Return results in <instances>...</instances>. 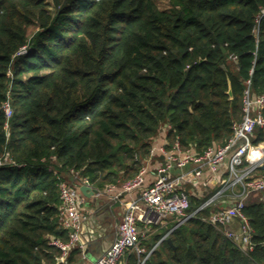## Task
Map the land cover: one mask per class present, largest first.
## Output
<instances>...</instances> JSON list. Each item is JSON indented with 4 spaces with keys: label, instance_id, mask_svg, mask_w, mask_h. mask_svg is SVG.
<instances>
[{
    "label": "trees",
    "instance_id": "16d2710c",
    "mask_svg": "<svg viewBox=\"0 0 264 264\" xmlns=\"http://www.w3.org/2000/svg\"><path fill=\"white\" fill-rule=\"evenodd\" d=\"M246 88L264 95V0H0V264H78L77 243L52 242L69 239L59 183L70 170L97 188L120 183L162 125L167 146L224 143ZM185 189L187 212L216 190ZM218 206L162 239L176 221L152 225L125 264L160 239L143 264H264V191L243 207L252 249L202 218Z\"/></svg>",
    "mask_w": 264,
    "mask_h": 264
},
{
    "label": "built area",
    "instance_id": "2783aa9c",
    "mask_svg": "<svg viewBox=\"0 0 264 264\" xmlns=\"http://www.w3.org/2000/svg\"><path fill=\"white\" fill-rule=\"evenodd\" d=\"M24 49L25 45L20 51ZM242 102V117L233 123L232 134L224 143H213L199 150L183 147L179 140L167 146L164 140L160 144H153L147 156V159L157 158L150 181L145 180L146 168L143 164L134 176L125 179L115 191L111 186L113 184L105 186V192H110L112 200L123 202L124 211L114 239L91 264H125L123 255L127 251H144L141 242L149 235L151 224L176 221L161 237L164 238L174 227L209 204L220 206L213 209L209 216L202 217L204 220L216 226L222 225L223 233L242 249L254 247L253 228L243 207L250 194L264 191V137H258L260 131L264 133V95H251L246 88ZM4 110L6 115L10 114L8 102H5ZM7 160L0 157V163ZM70 174L73 182L64 179L59 183V217L63 226L72 230L69 231L68 241L52 239L63 253L75 243L82 245L80 206L83 197L79 185L93 186L78 170L71 169ZM188 184L198 190L208 185L216 190L195 210L187 212L190 199L185 186ZM101 192L98 189L96 194ZM132 192L136 193L130 195ZM123 193L129 195L123 198ZM234 220L237 222L236 229L231 226ZM143 259L138 264H143Z\"/></svg>",
    "mask_w": 264,
    "mask_h": 264
},
{
    "label": "crops",
    "instance_id": "0c3cea01",
    "mask_svg": "<svg viewBox=\"0 0 264 264\" xmlns=\"http://www.w3.org/2000/svg\"><path fill=\"white\" fill-rule=\"evenodd\" d=\"M156 162V157H153L151 159L146 158L144 160L143 164L146 168V181H150L153 178V170ZM66 180L69 182H73L71 174L66 177ZM119 185V183L111 185L113 186V191L119 188ZM92 187L95 186L93 185ZM105 191H102L99 196L105 195L107 199L98 198L105 201L102 204H94L92 202L94 198L98 197V194H96L97 192L90 196H87L81 192L83 197V201L80 206L82 213V223H85L86 232H88L89 234V240L81 246L79 245L82 248V259L78 264H91L97 256L101 255L104 252L107 246L114 239L117 224L122 219L124 211L123 202L119 200H112L109 197L110 192ZM134 193L136 192H132L130 193V195H134ZM128 195V193H123V198L127 197ZM154 224L156 223L151 224V226ZM160 224L166 226L167 223L161 222ZM231 226L235 229L237 228L236 220L233 221ZM153 230L154 229L152 226V230L150 228V233Z\"/></svg>",
    "mask_w": 264,
    "mask_h": 264
},
{
    "label": "rangeland",
    "instance_id": "374dc122",
    "mask_svg": "<svg viewBox=\"0 0 264 264\" xmlns=\"http://www.w3.org/2000/svg\"><path fill=\"white\" fill-rule=\"evenodd\" d=\"M155 1L162 8H165V7H167L169 5V0H155ZM165 131H166V128L163 125L160 126V129H159L158 133L154 136V138L152 140V145L153 144H157V143L164 142V140H165ZM124 180L125 179L121 180V182L119 184H121ZM214 188L215 187H211L210 185L203 186V189H205V190H211V189H214ZM99 190L105 191V187L104 188H99ZM98 198H102V199L105 198V199H107V197H105V195H100V196L98 195V197L94 198L92 200V202L94 204H102L103 202H105L104 200L98 199ZM150 228L152 230V226Z\"/></svg>",
    "mask_w": 264,
    "mask_h": 264
},
{
    "label": "water",
    "instance_id": "95a60500",
    "mask_svg": "<svg viewBox=\"0 0 264 264\" xmlns=\"http://www.w3.org/2000/svg\"><path fill=\"white\" fill-rule=\"evenodd\" d=\"M228 93H231V89L229 88L228 89ZM262 166H264V164L262 165ZM79 189L81 190V192L83 193V194H85V195H87V196H90V195H92V194H94V193H96V192H98V188L97 187H91L90 185H88V184H84V183H82V184H80L79 185ZM68 230L69 231H71L72 229L71 228H68ZM162 239V238H161ZM160 239V240H161ZM167 239H168V241L169 242H171V238L170 237H167ZM89 240V234H88V232H86V226H85V223L83 222L82 223V226H81V230H80V241H81V243L82 244H84V243H86L87 241ZM159 240V241H160ZM158 241V242H159ZM158 242L154 245V247L158 244ZM109 246V245H108ZM107 246V247H108ZM153 247V248H154ZM152 248V249H153ZM151 249V250H152ZM150 250V251H151ZM149 251V252H150ZM149 252H148V254H149ZM147 254V255H148ZM147 255L144 257V259H143V261L145 260V258L147 257ZM59 260H60V258H59Z\"/></svg>",
    "mask_w": 264,
    "mask_h": 264
}]
</instances>
